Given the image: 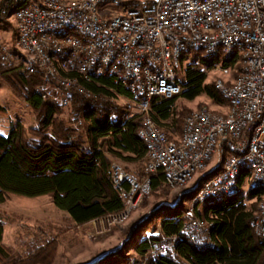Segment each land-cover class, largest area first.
Returning <instances> with one entry per match:
<instances>
[{
	"label": "built area",
	"instance_id": "built-area-1",
	"mask_svg": "<svg viewBox=\"0 0 264 264\" xmlns=\"http://www.w3.org/2000/svg\"><path fill=\"white\" fill-rule=\"evenodd\" d=\"M19 1L10 0L5 8ZM38 9H26L19 17L18 25L23 26L19 50L27 56L25 72L40 76V83L35 94L44 102L56 101L59 108H68L74 99L80 98L100 107H107L109 122L116 120L121 113L118 107H111L104 101V96L85 92L77 82H68L52 72V58L63 57L69 68L84 70L95 81L110 80L116 88L127 92L131 117L138 121V131L151 141V154L145 155L146 178L139 181L120 163L112 162L109 168L111 180H117L120 199L127 202V211L107 216L115 224L129 213L133 206L141 205L146 192L151 190V179L160 175L163 184L180 181L192 168L203 164L211 152V143L242 147L237 143L236 130L247 128L246 138L256 135L257 151L248 158H256V165L251 166V175L247 181L264 182V0H204V5H196L194 0H36ZM107 2L106 18H98L96 4ZM219 15L220 36L217 39H205L194 35V28L207 27L208 16ZM75 24L79 31L85 32V45H78L71 40L55 41V37L43 36V29L49 26ZM192 29V36L179 39L178 31ZM172 39L175 43L176 59L164 55V40ZM237 40L255 42V49L237 50ZM199 43L203 54H233L234 59H241L242 71L237 86L224 87L231 92V100L238 104L239 117H231L219 122L204 111L201 114H188L183 121L184 134L171 139L167 133L156 131L152 125L151 103L155 98L172 100L184 92L180 71L168 72V64L177 65L179 49L184 45ZM5 61L6 58H0ZM93 62H101V70L91 71ZM148 62L158 66V74H149L151 94L148 97H134L132 88H125L120 77V68H129V77L136 76V64ZM225 70V67H223ZM116 90V89H114ZM221 113V109L218 110ZM251 122H258V130H251ZM79 123H77L78 125ZM241 161L230 159L226 177L207 188L205 197L196 201H206L216 188L231 187V175L239 169ZM256 234L264 242V219H258L253 213L250 223ZM212 226V225H211ZM191 208L185 219L180 235H191L194 242L202 246H213L206 242V228ZM170 238L154 243L149 256L155 258L172 253Z\"/></svg>",
	"mask_w": 264,
	"mask_h": 264
},
{
	"label": "trees",
	"instance_id": "trees-1",
	"mask_svg": "<svg viewBox=\"0 0 264 264\" xmlns=\"http://www.w3.org/2000/svg\"><path fill=\"white\" fill-rule=\"evenodd\" d=\"M27 2L22 1L21 5ZM16 5L9 6L4 14H0V22L8 19ZM187 60L190 62L184 67ZM217 62L219 60H210L196 51L182 56L184 92L172 100L155 98L151 103L152 119L161 130L167 133L166 129L177 127L173 114L174 104L179 98L193 101L205 95L215 103H224L216 93L214 83L205 85L207 71ZM235 63L234 59L223 62V65L239 71ZM0 79L38 117V127L35 129L27 132L17 124L7 136L0 135V205L6 202L10 194L28 198L49 195L54 207L67 214L77 226L123 211L124 202L113 186L109 168L113 160L130 165L144 163L146 147L138 136L137 119L125 120L124 111L118 107L123 116L109 122L107 107H100L98 103L91 107L90 101L79 99L81 107L78 112L84 136H75V131L57 122L56 115L61 109L59 105L53 101L44 102L35 94L40 83L39 75L25 72L22 65H6L0 69ZM86 88L91 93L104 96L107 104H111L107 100L117 95L128 97L126 91L116 88L110 80L92 82L86 84ZM112 89H116L117 95L111 92ZM111 107L114 106L111 104ZM168 121H171L170 125L166 124ZM146 176L145 169L143 174L134 175L139 181ZM244 184L242 179L238 191L232 196L213 201L211 199L215 198H208L193 205L196 216L213 226V247L188 243L180 235L185 213L172 209L158 215L159 223L154 231L152 228L147 235L133 240L131 249L139 258L137 264H260L264 257V245L253 234L249 222L264 197V191L250 188L243 197L240 191ZM163 186L160 175L152 177V192ZM193 191L195 193V188ZM246 200H255L256 208L247 207ZM200 205L201 212L198 211ZM161 238H176L172 253L158 258L149 256L151 246ZM2 239L3 224L0 220V257L7 259L1 245ZM126 262L125 256L119 254L95 264Z\"/></svg>",
	"mask_w": 264,
	"mask_h": 264
},
{
	"label": "rangeland",
	"instance_id": "rangeland-1",
	"mask_svg": "<svg viewBox=\"0 0 264 264\" xmlns=\"http://www.w3.org/2000/svg\"><path fill=\"white\" fill-rule=\"evenodd\" d=\"M5 1L7 0L0 3V14ZM35 2L36 0H33V3ZM101 8H107V5H102ZM16 43V26L9 15L8 19L0 22V58L2 56L6 58L5 61L0 59V69L6 65L27 67L26 57L22 55ZM189 62L190 60L185 61L183 66ZM218 77L224 80L226 78L215 70H208L205 85H211ZM180 78L183 80L182 71ZM79 99H74L68 108L58 110L56 120L65 128L75 131V136H84L78 112V108L81 107L78 104ZM203 106L214 112L227 108L225 103H215L205 95L193 101L179 98L174 104L173 114L177 127L166 129L167 133L172 137L178 136L183 119ZM17 124L27 132L35 129L38 127L37 114L23 100L17 98L10 87L0 79V135L7 136ZM166 124L170 125L171 121ZM112 162L120 163L133 176L144 173V163L130 165L117 160ZM215 163L216 161L208 167V171L212 170ZM199 180H202V173H197L194 181L185 188L170 190L163 186L155 192L151 190L150 196L145 198L138 208L134 209L123 222L115 224L105 217L84 226H77L67 214L54 207L49 195L28 198L10 194L6 202L0 205V220L3 224L1 245L7 254V259L0 257V264H95L101 259L119 254L125 256L127 264H137L139 258L131 249L133 240L147 235L152 228L154 231L159 223L158 215L161 213L174 209L185 213V217L189 216L197 194L193 189ZM250 188V185L245 183L240 194L246 197ZM218 199L219 197L211 201ZM245 203L247 207L256 208L255 200H246ZM198 211H202V205L198 207ZM194 214L196 215L195 210ZM260 264H264V257Z\"/></svg>",
	"mask_w": 264,
	"mask_h": 264
},
{
	"label": "bare ground",
	"instance_id": "bare-ground-1",
	"mask_svg": "<svg viewBox=\"0 0 264 264\" xmlns=\"http://www.w3.org/2000/svg\"><path fill=\"white\" fill-rule=\"evenodd\" d=\"M3 0H0V3ZM10 0L5 1L3 6L7 4ZM196 5H204V0H194ZM18 6L12 8L11 17L15 22L16 31H17V47L20 46L22 38H24L23 26L18 25L19 17L24 15V11L26 9H38V2H27L24 6H22V1L16 2ZM107 5V2H100L96 4V15L98 18H106V10L107 8H101L100 6ZM9 7V6H8ZM7 7V8H8ZM6 12V8H5ZM219 26V15H209L207 27H198L194 28V35L204 36L205 39H217L220 36V27ZM43 36L46 37H55V41L62 40H71V42L76 43L78 45H85L86 43V34L85 32H81L76 28L75 24L64 25V27L58 30V26H49L43 29ZM187 36H192V29H185V31H178L179 39H187ZM19 49V48H18ZM246 49H255V42H247L244 40H237V50H246ZM200 52L201 48H199V43H192V45H184L183 48L179 49V57H182L186 52ZM164 55L168 56V59H176V49L175 43L172 39L164 40ZM208 59L213 61H218L212 67V70H215L216 73L220 74L223 77H226L225 80L218 77L214 81V89L216 93L224 100V103L227 105V110L224 112H214L210 110L208 107H201L195 111H192L189 114H201L203 111L207 115H211L212 119H219V122H226L228 120V111L231 113V117H239V108L238 104H235L231 100V92L224 91V87H234L240 81V73L242 71V61L241 59H235V66H239V71L235 69H231L229 66H224L223 62H231L234 60L233 54H223L217 56V54H204ZM26 60H27V56ZM27 65V61H26ZM181 65V59L177 60V65L168 64V72L170 74H178L179 67ZM225 67V70L223 69ZM101 70V62H93L91 64V71H99ZM52 72H54L55 76L61 78L63 80H67L68 82H77L78 86H82L85 92L91 93L87 88L86 84H90L92 82H96L95 78L88 76L85 74L84 70H77L69 68V66L65 63V59L63 57H55L52 58ZM149 74H158V66H154V64H148V62H140L136 64V76L139 77V83L141 88L138 87V79L129 77V68H120V77L124 79L125 88H132V95L134 97H148L151 94V84ZM222 85L224 87H222ZM114 94H116L115 90H111ZM117 95V94H116ZM106 101V100H104ZM54 103L58 104L56 101ZM114 107H119L124 111V119L128 120V117H131L132 107L128 104V101H125V98H121V95H117L116 98L112 100H107ZM184 121V119H183ZM152 125L156 128V131H160L161 133H166L158 127L155 121L152 119ZM251 130H258V122H251ZM181 134H184V127H182ZM247 128H238L236 130V141L237 143H243L242 147L234 148L232 145H224V149H220V143H211V152L208 158H204L203 164L197 166L196 168H192L190 172H188L182 180L176 181L167 186L170 190H176L185 188L190 185L194 181V177L197 173H202V180L206 178V175L214 172L212 175H207L206 180H199V182L195 185V190L197 194L194 198V204L201 202L196 201L201 199V197H205L207 194V188L211 186V184H215L220 181L222 178L226 177V169L230 166V159H237V161H241V165L239 169L235 170L231 175V187L224 188H216L214 191L209 194V198H226L235 194L240 186L242 179H244L247 175H251V166L256 165V158H248L250 154H254L257 151V143L256 135H249V138H246ZM138 136L141 141L144 143L146 147V155L151 154V141L146 139L145 136H142L140 131H138ZM264 146V139H263ZM216 161L214 167H212V171H208V167ZM209 172V173H208ZM201 179V178H200ZM203 182V183H202ZM113 186L117 192L120 194V190H118L117 180H112ZM202 183V184H201ZM253 189L263 190L264 191V182L255 183V181H247ZM166 188V189H167ZM151 190L146 192V197L150 196ZM144 201V200H143ZM142 201V202H143ZM142 204V203H141ZM138 206H133L129 209V213L125 216H122L118 223H121L126 219L129 214ZM123 211H127V202H124ZM255 215H258V219H264V197L259 201ZM188 216H186L187 218ZM253 219V216H252ZM249 222V227L252 230L253 234L256 236L260 244L264 245L262 242V236L260 234H256L254 228L251 227ZM200 224L203 226H211L200 220ZM213 226L210 228H206V242L211 243V233ZM186 241L195 246H201L194 242L191 235H182ZM175 239L172 240V249ZM154 247V244L151 246ZM205 247H213V246H205ZM155 257V256H151Z\"/></svg>",
	"mask_w": 264,
	"mask_h": 264
},
{
	"label": "crops",
	"instance_id": "crops-1",
	"mask_svg": "<svg viewBox=\"0 0 264 264\" xmlns=\"http://www.w3.org/2000/svg\"><path fill=\"white\" fill-rule=\"evenodd\" d=\"M226 110H227V109H223V111H221V112H224V111H226ZM218 112H219V111H218ZM212 170H213V169H212ZM212 170H210L209 172H211ZM209 172H208V173H209Z\"/></svg>",
	"mask_w": 264,
	"mask_h": 264
}]
</instances>
